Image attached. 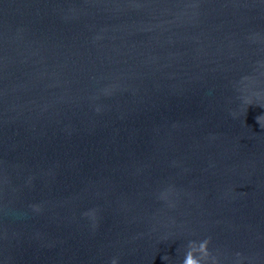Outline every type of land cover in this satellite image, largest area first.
I'll return each mask as SVG.
<instances>
[{"label":"water","instance_id":"obj_1","mask_svg":"<svg viewBox=\"0 0 264 264\" xmlns=\"http://www.w3.org/2000/svg\"><path fill=\"white\" fill-rule=\"evenodd\" d=\"M206 238L264 264V0H0V264Z\"/></svg>","mask_w":264,"mask_h":264},{"label":"clouds","instance_id":"obj_2","mask_svg":"<svg viewBox=\"0 0 264 264\" xmlns=\"http://www.w3.org/2000/svg\"><path fill=\"white\" fill-rule=\"evenodd\" d=\"M87 214L85 213V215ZM208 243L207 238L200 242L189 241L182 264H207L210 255L207 248ZM162 259H165V257H162ZM111 264H117L115 258L112 259ZM212 264H216L215 258H212Z\"/></svg>","mask_w":264,"mask_h":264}]
</instances>
